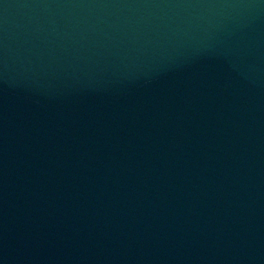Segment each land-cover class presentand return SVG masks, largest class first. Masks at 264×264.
<instances>
[{
	"label": "water",
	"instance_id": "obj_1",
	"mask_svg": "<svg viewBox=\"0 0 264 264\" xmlns=\"http://www.w3.org/2000/svg\"><path fill=\"white\" fill-rule=\"evenodd\" d=\"M0 264H264V0H0Z\"/></svg>",
	"mask_w": 264,
	"mask_h": 264
}]
</instances>
